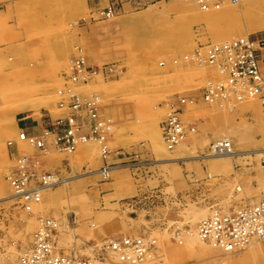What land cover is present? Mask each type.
Returning <instances> with one entry per match:
<instances>
[{
    "label": "rangeland",
    "instance_id": "374dc122",
    "mask_svg": "<svg viewBox=\"0 0 264 264\" xmlns=\"http://www.w3.org/2000/svg\"><path fill=\"white\" fill-rule=\"evenodd\" d=\"M108 5L109 0H0V199L13 193L7 176L23 156L37 174L66 179L43 191L32 210L15 199L0 200V264H17L42 217L60 222L56 241L65 250L75 241L140 236L150 241L149 264H264V238L227 252L193 244L190 236L213 210L264 198L263 152L246 153L264 148L261 101L206 102L201 88L222 75L191 58L201 43L246 36L254 15L264 13V0H221L207 10L197 0L123 2L118 13L99 17ZM248 34L264 37V31ZM77 58L108 64L113 72L67 79ZM72 96L96 101L105 142H80L68 152L58 149L52 135L45 150L20 139L24 100L42 104L38 113L24 115H47L54 122L70 114L59 102L69 103ZM180 96L194 102L181 114L185 137L170 149L161 122ZM217 140L245 153L195 157L211 153ZM107 165L109 172H96Z\"/></svg>",
    "mask_w": 264,
    "mask_h": 264
},
{
    "label": "built area",
    "instance_id": "2783aa9c",
    "mask_svg": "<svg viewBox=\"0 0 264 264\" xmlns=\"http://www.w3.org/2000/svg\"><path fill=\"white\" fill-rule=\"evenodd\" d=\"M157 0H109L108 7L98 12L99 17H110L121 10L123 2L139 6L143 2ZM238 2L239 0H231ZM202 9L218 8L221 0H197ZM264 49V37L248 34L224 42L201 43L191 58L199 64L214 65L222 79L209 82L201 88L200 96L206 102L226 101L230 104L242 102L248 98L261 101L264 114V66L259 51ZM113 72L108 64L93 66L77 58L71 66L67 79L86 81L94 75L107 76ZM71 102L62 100L61 107H68L70 114L57 118L52 128L42 135H29L25 131L20 139L26 140L40 150L47 148V138L53 136L59 150L72 152L80 142L97 140L106 141L105 124L101 120L95 100L79 101L75 96ZM193 103V97L180 96L168 104V113L161 122L162 138L168 148L173 149L186 135V128L181 120L183 107ZM191 131L193 127L189 128ZM12 147L15 142H9ZM212 154H230L231 142L222 140L211 144ZM264 151V150H263ZM134 152H124L125 157H132ZM105 158L110 151L103 148ZM264 164V152L262 156ZM109 165L103 167V173L109 172ZM107 175V174H106ZM16 202L26 210H32L34 204L42 199V192L61 183L57 173L47 172L39 175L31 167V160L23 156L17 166L7 176ZM61 224L52 217H42L33 235L30 246L19 256L17 264H149L150 241L140 236H125L101 241H75L68 250L59 248L57 236ZM198 235L206 243L227 252L244 248L252 239L264 238V198L257 204L233 206L229 210H213L198 223Z\"/></svg>",
    "mask_w": 264,
    "mask_h": 264
},
{
    "label": "bare ground",
    "instance_id": "6f19581e",
    "mask_svg": "<svg viewBox=\"0 0 264 264\" xmlns=\"http://www.w3.org/2000/svg\"><path fill=\"white\" fill-rule=\"evenodd\" d=\"M245 9V8H244ZM246 10V9H245ZM245 10H243L244 11V13H241V14H245ZM264 12V11H263ZM144 13V12H143ZM256 13V12H255ZM261 13V12H260ZM257 14V15H254V14H252V15H254L255 17V19H254V21H250V23H249V25H248V28L246 27V32L245 33H243L244 35H248V33L249 32H251L252 31V33H253V31L254 32H261V31H264V13H262V14ZM205 18H206V16H204ZM207 17L208 18H210L209 17V15H207ZM251 19H253L252 18V16H251ZM248 22V21H247ZM247 24V23H246ZM245 24V25H246ZM240 35V34H239ZM231 40V39H230ZM226 41V40H225ZM221 42H224V41H221ZM218 43H220V42H218ZM72 80V79H71ZM28 98V97H27ZM29 100L27 101V99H26V101L24 100V102L22 103V104H20V107H21V105H23L22 107H21V110H20V113H22L23 115L24 114H26V115H33V114H35V113H38L39 112V109H40V107H41V103L39 102V101H36V98H35V100L34 101H30V98H28ZM32 100V99H31ZM19 106V105H18ZM55 109V108H54ZM51 111V110H50ZM56 111V110H55ZM52 112V115H57V114H55V113H53V111H51ZM217 141H222V140H217ZM216 141V142H217ZM227 141V140H226ZM233 150V149H232ZM264 150V148L262 147V148H257V149H254V150H249V151H247L246 153H249V154H258V155H261V153L262 152H264L263 151ZM241 153H245V152H238V151H236V150H233V152L232 153H230V154H219V155H216V154H212V153H209V154H206V155H202V156H200V155H195V157H199V158H203V159H226V158H236V156L237 155H239V154H241ZM179 157H175V158H173V159H178ZM205 160V161H206ZM122 167H124L123 165L122 166H118V168H122ZM115 168V167H114ZM113 168V169H114ZM103 168L101 169V170H97L96 172H100V171H102L103 172ZM91 173V172H90ZM66 180V179H65ZM65 180H61V183H65ZM13 194V193H12ZM8 195V196H4V197H2L0 200L2 201H4V200H13L14 199V197H13V195ZM194 228H192V230H191V233H190V236H191V241L193 242V244H197V245H201V244H203L204 243V241L199 237V235H198V224L196 225L195 224V226H193ZM191 242V243H192ZM209 244V243H208ZM209 246H213V245H211V244H209ZM213 247H216V246H213Z\"/></svg>",
    "mask_w": 264,
    "mask_h": 264
},
{
    "label": "crops",
    "instance_id": "0c3cea01",
    "mask_svg": "<svg viewBox=\"0 0 264 264\" xmlns=\"http://www.w3.org/2000/svg\"><path fill=\"white\" fill-rule=\"evenodd\" d=\"M259 54L264 66V49H261ZM53 123L51 117L47 115H41L40 117L23 115L18 121V127L29 135H42L46 129L52 128ZM16 148L17 147L14 146V149ZM239 155H243V153Z\"/></svg>",
    "mask_w": 264,
    "mask_h": 264
}]
</instances>
